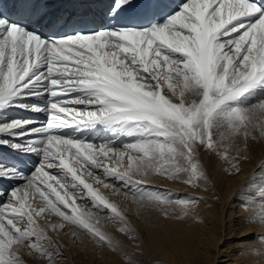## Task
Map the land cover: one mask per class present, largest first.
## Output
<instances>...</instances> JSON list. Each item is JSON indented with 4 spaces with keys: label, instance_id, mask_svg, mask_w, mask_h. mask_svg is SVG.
<instances>
[{
    "label": "snow or ice",
    "instance_id": "obj_1",
    "mask_svg": "<svg viewBox=\"0 0 264 264\" xmlns=\"http://www.w3.org/2000/svg\"><path fill=\"white\" fill-rule=\"evenodd\" d=\"M64 3L0 0V264H61L68 229L142 264L132 214L203 223L157 182L209 191L257 146L237 203L264 228V0Z\"/></svg>",
    "mask_w": 264,
    "mask_h": 264
},
{
    "label": "rangeland",
    "instance_id": "obj_2",
    "mask_svg": "<svg viewBox=\"0 0 264 264\" xmlns=\"http://www.w3.org/2000/svg\"><path fill=\"white\" fill-rule=\"evenodd\" d=\"M259 150L261 151V147L257 146L254 156L259 154ZM252 160L243 164V171L236 176L225 173L222 166H215L212 169L214 186L209 191L158 181L157 184L162 189L175 190L173 192L180 195L195 192L197 197H202L204 202L199 207L198 216L203 223L191 219L184 222L165 221L158 216L145 220L132 214L143 242L144 254L140 257L142 264H211V259L218 250L222 251L221 256H216L214 260H218V264H238V261L228 260L232 250H237L238 260L244 264H264V259H257L248 251L264 247L257 239L258 235L264 234V228L248 223L244 219L248 212L237 203V193L257 170L253 169L255 164ZM260 180L261 178L255 179L254 182L260 183ZM241 229H247L251 235L239 238L242 237V234L239 235ZM111 231L128 250L135 249L138 241L124 236L116 228H112ZM62 238L68 239L72 251L65 253L68 259L61 264H119L120 262L119 257L114 256L107 249L94 248L87 239L84 244L79 242L73 244L70 234H62ZM188 247L190 252L187 251ZM184 250L185 252H182Z\"/></svg>",
    "mask_w": 264,
    "mask_h": 264
},
{
    "label": "bare ground",
    "instance_id": "obj_3",
    "mask_svg": "<svg viewBox=\"0 0 264 264\" xmlns=\"http://www.w3.org/2000/svg\"><path fill=\"white\" fill-rule=\"evenodd\" d=\"M259 148V147H258ZM258 150V149H257ZM260 151V150H259ZM261 155H262V150L259 152V154H256L253 158V160H252V162L255 164V166H254V168L253 169H257V165H258V163L260 162V159H261ZM252 164V163H251ZM260 177L259 176H257L255 179H259ZM234 179V178H233ZM230 181V180H229ZM228 181V182H229ZM228 184V183H227ZM232 184V183H231ZM173 191H175V190H173ZM239 193V192H238ZM237 193V194H238ZM188 195H192V196H197L196 195V193L195 192H190V193H187V195H185V194H183V195H181V196H188ZM235 196H236V194H235ZM235 196H233V197H235ZM238 197V196H237ZM228 200V199H227ZM227 203H228V201H227ZM228 217V216H227ZM130 218L132 219V223H133V225H134V227H137V225L134 223L135 222V219L132 217V216H130ZM226 223V222H225ZM243 226V225H242ZM187 227V226H186ZM241 227V226H240ZM244 227V226H243ZM185 228V227H184ZM239 228V227H238ZM242 228V227H241ZM238 230V229H237ZM67 232H68V234H70V232H71V229H68L67 230ZM253 233V232H252ZM240 234H242V237H239V238H244V237H247L248 235H251V233L250 232H248V230L247 229H244V230H239V235ZM215 238V237H214ZM218 238V237H217ZM220 238V237H219ZM63 239V241H64V243L68 246V249H69V251H72V249H71V247L68 245V239H65V238H62ZM176 239V238H175ZM174 239V240H175ZM176 240H179L178 238L176 239ZM213 241V240H212ZM217 241V240H216ZM152 242V240H150V243ZM211 245V244H210ZM218 250V249H217ZM187 251L188 252H190L191 250H190V247H188L187 248ZM182 252H185V250L184 251H182ZM236 252H237V250H232L231 252H230V257L228 258V260H233V261H238L239 263L238 264H244L241 260H238V255H236ZM222 253V251L221 250H218V251H216V255H215V257L216 256H221L220 254ZM215 257L213 258V259H211V264H218V260L217 261H214L215 260ZM219 258H221V257H219ZM218 258V259H219Z\"/></svg>",
    "mask_w": 264,
    "mask_h": 264
}]
</instances>
